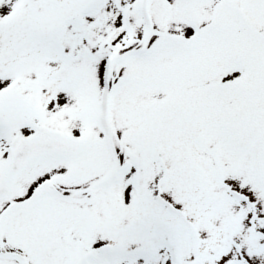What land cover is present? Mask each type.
<instances>
[{"label":"snow or ice","instance_id":"6c2138e0","mask_svg":"<svg viewBox=\"0 0 264 264\" xmlns=\"http://www.w3.org/2000/svg\"><path fill=\"white\" fill-rule=\"evenodd\" d=\"M0 264H264V0H0Z\"/></svg>","mask_w":264,"mask_h":264}]
</instances>
